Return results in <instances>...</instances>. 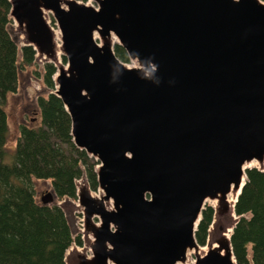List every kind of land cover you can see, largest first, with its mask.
I'll return each mask as SVG.
<instances>
[{"label": "water", "instance_id": "1", "mask_svg": "<svg viewBox=\"0 0 264 264\" xmlns=\"http://www.w3.org/2000/svg\"><path fill=\"white\" fill-rule=\"evenodd\" d=\"M9 1L25 46L55 64L75 146L99 163L100 196L77 184L84 247L66 264H188L191 254L237 264L246 166L264 169V2ZM55 200L47 193L42 204ZM207 203L204 248L196 231Z\"/></svg>", "mask_w": 264, "mask_h": 264}, {"label": "trees", "instance_id": "2", "mask_svg": "<svg viewBox=\"0 0 264 264\" xmlns=\"http://www.w3.org/2000/svg\"><path fill=\"white\" fill-rule=\"evenodd\" d=\"M10 13V1L0 0V264H66L67 252L75 243L82 246V240L75 238L58 202L77 201L76 182L84 176L97 191L99 163L75 146L70 115L55 93L38 99L41 126L21 125L17 147L10 154L8 96L17 93L19 72L33 66L37 55L33 47H20L12 37ZM115 52L123 62H130L118 44ZM63 61L67 63L65 57ZM44 70L45 84L55 90L56 67L46 63ZM45 180L52 182L57 203L37 201L36 181ZM235 210L239 222L231 243L236 263L264 264V171H247ZM213 218V208L207 207L196 231L201 246L207 243Z\"/></svg>", "mask_w": 264, "mask_h": 264}, {"label": "rangeland", "instance_id": "3", "mask_svg": "<svg viewBox=\"0 0 264 264\" xmlns=\"http://www.w3.org/2000/svg\"><path fill=\"white\" fill-rule=\"evenodd\" d=\"M264 2V0H261ZM81 3L95 5L92 0H87L86 2L80 1ZM47 21L53 29H55L56 33L61 34L59 28L56 26V21L53 18L51 13H48ZM11 35L16 38L20 47L25 46L23 36L18 34L17 24H13L11 26ZM19 59L21 60V53L19 54ZM21 62V61H20ZM59 62L66 65L63 61L62 52L59 53ZM48 63V61L44 58L36 56V60L33 66L27 67L25 70H21L19 72V86L17 93L10 94L7 100L6 111L8 114V128H9V136L7 141V147L9 149L10 154L16 149L18 144V139L20 137V126L26 125L28 127L37 128L41 126V113L38 107V99L40 97H47L51 93H55V90L50 89L45 84V70L44 65ZM51 63V62H50ZM55 66L54 63H51ZM128 65H132L131 62L126 63ZM10 160V158H9ZM11 163L12 161H7ZM252 168H257L261 171L259 165L256 164L252 166ZM251 168V169H252ZM83 180V181H82ZM78 180L77 184H84L89 182L86 178ZM90 186V185H89ZM36 190H37V201L42 203V197L47 193H53L52 190V182L51 181H36ZM94 195H98V191H93ZM58 202L56 198L55 203ZM58 205L62 207L64 212L67 215V218L72 226V230L75 238L80 236L83 245L79 246L76 243L72 246V248L76 249L78 247L79 250H83L84 247V236L82 233L84 227V217L82 211L79 207L78 201L73 200H63L58 202ZM213 204L207 203L205 209L207 207H214ZM236 219L239 217L236 216ZM201 246V245H200ZM207 248L205 246H201ZM71 250V249H70ZM89 256H92V252L88 249ZM196 258L194 254L189 256V264H194Z\"/></svg>", "mask_w": 264, "mask_h": 264}, {"label": "bare ground", "instance_id": "4", "mask_svg": "<svg viewBox=\"0 0 264 264\" xmlns=\"http://www.w3.org/2000/svg\"><path fill=\"white\" fill-rule=\"evenodd\" d=\"M48 17V13H46V18ZM53 29V27H52ZM54 33H55V39H56V43H57V46L60 47L61 45V34H58L56 33L55 29H53ZM116 42V40H115ZM256 164L258 165V163L256 161L252 162L251 164L247 165L246 168H252V166H255L256 167ZM230 201L235 203L236 202V197H232L230 196L229 197Z\"/></svg>", "mask_w": 264, "mask_h": 264}, {"label": "flooded vegetation", "instance_id": "5", "mask_svg": "<svg viewBox=\"0 0 264 264\" xmlns=\"http://www.w3.org/2000/svg\"><path fill=\"white\" fill-rule=\"evenodd\" d=\"M213 206V205H212ZM212 208V207H211ZM214 210V209H213ZM213 220H214V218H213ZM211 228V227H210Z\"/></svg>", "mask_w": 264, "mask_h": 264}]
</instances>
